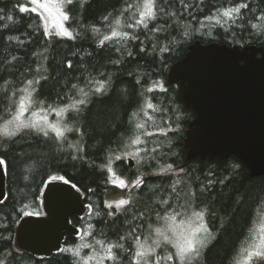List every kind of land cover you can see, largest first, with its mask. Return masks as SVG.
Here are the masks:
<instances>
[{
    "label": "trees",
    "instance_id": "1",
    "mask_svg": "<svg viewBox=\"0 0 264 264\" xmlns=\"http://www.w3.org/2000/svg\"><path fill=\"white\" fill-rule=\"evenodd\" d=\"M147 2H67V37L45 35L38 15L20 10L28 7L25 0H0V158L7 173V196L0 203V264H98L108 245L117 244L122 246L113 248L117 259H103V264H133L136 237L154 249L149 264H180L175 248L155 233L157 227L165 229L162 217L174 211L183 225L199 223L193 211L205 214L209 234L193 264H238L250 243L264 244V176H252L234 155L188 160L184 137L195 113L184 105L178 85L168 82L171 66L196 40L264 47V0H153L155 17L145 28L136 21ZM241 4L247 7L232 19L219 14ZM114 29L127 37H112L101 46ZM99 81L104 90L96 93ZM28 93L21 119L29 122L35 112L70 131L57 138L41 121L47 136L31 127L4 135L6 121ZM80 99L86 103L68 107ZM147 102L154 110L146 108ZM60 109L65 111L57 115ZM139 123L144 129L136 128ZM136 135L142 144H131ZM137 149L131 166L126 154ZM109 164L114 175L107 171ZM169 164L173 170L156 174ZM54 176L76 185L87 210L72 217L78 235L66 237L51 256H36L18 249L16 228L25 213H43V191ZM115 177L129 186L139 177L143 185L121 188L113 184ZM121 198L131 203L119 210L105 207V201ZM170 254L171 261L166 259Z\"/></svg>",
    "mask_w": 264,
    "mask_h": 264
},
{
    "label": "water",
    "instance_id": "2",
    "mask_svg": "<svg viewBox=\"0 0 264 264\" xmlns=\"http://www.w3.org/2000/svg\"><path fill=\"white\" fill-rule=\"evenodd\" d=\"M168 82L178 85L184 105L195 113L184 137L188 160L234 155L252 176H264L263 46L196 41L171 66ZM71 185L59 180L46 184L44 214L27 215L17 225L19 250L48 257L61 250L66 237L79 234L72 217L84 215L87 206ZM0 195L2 200L7 196L5 166Z\"/></svg>",
    "mask_w": 264,
    "mask_h": 264
},
{
    "label": "snow or ice",
    "instance_id": "3",
    "mask_svg": "<svg viewBox=\"0 0 264 264\" xmlns=\"http://www.w3.org/2000/svg\"><path fill=\"white\" fill-rule=\"evenodd\" d=\"M68 3H71L72 0H67ZM183 2V0H181ZM32 4H35L36 7L34 8H28L21 6V11H32V12H38V10H43L42 12H38V14L42 15L43 18V13H48L51 15L52 9L50 8L48 3H41V0H31ZM246 4H241L237 7H232L228 9H222L219 10V14L222 15L223 17H226L228 19L233 18V13H239L241 8H246ZM144 11H141L139 13L140 19L136 21V25H143L145 28L147 27V20L152 19L155 17V10H154V3L153 0H148L147 3H144L143 5ZM163 11V9H161ZM56 12L59 14L60 18L62 20H68L69 17L66 13L61 11L59 7L56 8ZM213 17H206V19H212ZM11 19V18H9ZM216 22L220 23L219 16L216 17ZM227 21H225L226 23ZM119 23V21H117ZM132 25H128V27H131ZM60 31L57 33V35H63L67 37H71V33L63 27V25H59ZM255 27V25H253ZM45 35H49L48 30L45 29ZM127 33L121 34L120 32L116 31L115 29L111 33V37L108 35H105L102 40H100V45L103 46L105 41H109L112 37H121V38H126ZM71 67V64L68 65ZM33 82L28 81V84L31 85ZM99 84V87H96L94 91L96 93L102 92L104 90V83L102 81L97 82ZM75 87V85L73 86ZM153 88H149L148 91L151 92L153 91ZM23 91L27 92V89H24ZM81 92L87 96L88 93H84L83 89H81ZM31 96V93H28L27 97H22L20 106H19V111L16 115L12 116V118L8 121H6L5 126L3 128V134L7 136H14L17 131L20 130V128H35L37 131L43 132L45 136L48 135V132L44 129V127L41 125L40 121H32V122H25L24 120L21 119L23 116L24 112L27 111V108L25 107V100L28 99V97ZM86 101L84 99H80L76 102V104L69 105L68 107L75 108L77 105H83L85 104ZM146 108L147 109H153L154 110V105L151 102L146 103ZM65 109H60V112L57 113V115H60L62 112H64ZM143 111V109H142ZM145 115H148L147 112L144 113ZM33 116H37V113H33ZM43 123L47 125V128L51 129L57 138L63 137L65 131H70V129L67 128H62L59 124H50L47 122V117H42L41 118ZM151 119V117H149ZM14 124L15 127L13 129H9L8 125ZM145 125L143 123H139L136 125L137 129H144ZM146 136L153 135V133L149 132H144L143 133ZM166 134V133H165ZM144 141L141 140L140 135H136L134 139L131 140L132 145H140ZM140 149H137L136 152H131L127 153V156L135 157L138 155ZM152 151H156V149H152ZM117 160L121 159L120 156L116 157ZM5 161L0 158V169H2L5 166ZM172 169V165L169 164L167 165L166 168H161L159 172H157V175H163L169 170ZM107 171L110 174H113V169L112 167L108 166ZM182 171V170H181ZM61 181L65 184H69L70 182L66 180L64 177H52V181ZM113 184H117L116 180L112 181ZM176 183H179V181H176ZM143 185V180L141 178H137L135 181L132 182V184L129 186L127 182L124 179H119L117 186L121 188L125 187H140ZM71 187L75 188L76 185L72 184ZM175 191V188H173ZM2 195H0V203H2ZM131 203L129 199H124L121 198L118 201L114 202H108L105 201V207L106 208H113L115 207L117 210L121 209L124 206H127ZM167 203V201H165ZM185 210H187V205L184 206ZM91 209V205L89 206ZM26 215H31V213H25ZM112 214V213H109ZM180 215L178 212H173L172 215H166L162 217L165 221H168L167 227L165 229H162L161 227H157L155 229V233L159 237H163V240L171 244L175 248V253L174 256L177 260L180 261V264H193L194 261H198V258L201 254L200 250L204 246L205 241L208 236V229L206 224L204 223V212L203 211H193L192 215L196 218L197 221H199L198 225L196 227H191L189 225L188 229H181L178 230L175 222L177 220V217ZM185 223L184 220H180V225H183ZM123 239V237H121ZM136 241L138 243V249L135 252V257L137 258L133 264H140V261H143V264H149L148 257L149 255L154 252L153 248H146L144 244H140V237H136ZM97 243H102L101 241H98ZM158 246V244H157ZM87 247V245H85ZM122 246L117 244V245H108L106 251L107 255L102 258L98 264H103V259L107 260H116L117 257L113 253V248H121ZM75 255L79 256V252L76 251L74 252ZM88 259H92V257H89ZM167 260L171 261L173 260V255L170 254L166 257ZM256 261L258 262H264V244H259L253 241L252 243L249 244V246L245 249H243L242 252V259L241 261L238 262V264H253V262ZM84 264H87V260H85ZM155 264H159V261L157 260Z\"/></svg>",
    "mask_w": 264,
    "mask_h": 264
},
{
    "label": "rangeland",
    "instance_id": "4",
    "mask_svg": "<svg viewBox=\"0 0 264 264\" xmlns=\"http://www.w3.org/2000/svg\"><path fill=\"white\" fill-rule=\"evenodd\" d=\"M25 2L27 4L28 8L36 7L35 4L31 3V0H25ZM41 3H48L50 8L52 9L51 15H49L48 13H43V18H42V15L38 14V12H42L43 10H38V12H33L36 15H38V17L40 19V25L43 27V29H47L49 34L58 33L61 30L59 25H63V27L68 30L67 20L66 21L62 20L60 18L59 14L56 12V8L59 7L61 9V11H63L64 13L67 14V12H66L67 0H41ZM42 117H44V116L37 115V116L34 117L32 115L27 120L29 121V123L32 122V121H40L41 122L42 121V119H41ZM22 120H25V119H22ZM129 159L135 160V157L126 156V160L128 162H129ZM171 170H173V169H171ZM171 170H169V171H171ZM119 179L120 178H118V177L114 178V180L117 181V184H118ZM168 223H170V222L167 221L166 223H164L165 224L164 228L167 227ZM175 225H176L178 230H181V229H185L186 230V229L189 228V225H191V227H196L198 224L197 225H193V224L180 225L179 222H175Z\"/></svg>",
    "mask_w": 264,
    "mask_h": 264
},
{
    "label": "bare ground",
    "instance_id": "5",
    "mask_svg": "<svg viewBox=\"0 0 264 264\" xmlns=\"http://www.w3.org/2000/svg\"><path fill=\"white\" fill-rule=\"evenodd\" d=\"M196 41H199V40H196ZM196 41H195V42H196ZM195 42H194V43H195ZM200 42H201V41H200ZM194 43H193V44H194ZM201 43H202V42H201ZM193 44H191V45H193ZM202 44H204V43H202ZM206 44H207V43H206ZM191 45H190V46H191ZM132 160H133V159H132ZM133 161H134V160H133ZM129 162H130V159H129ZM5 168H6V167H5ZM75 188H76V187H75ZM76 189H77V188H76ZM77 190H78V189H77ZM78 191H79V190H78ZM79 192H80V191H79ZM80 193H81V192H80ZM81 194H82V193H81ZM62 247H63V246H62ZM61 249H62V248H61Z\"/></svg>",
    "mask_w": 264,
    "mask_h": 264
}]
</instances>
